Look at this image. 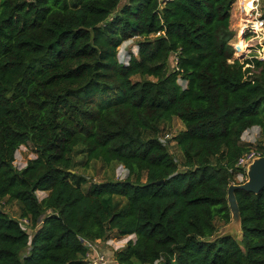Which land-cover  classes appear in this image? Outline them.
Wrapping results in <instances>:
<instances>
[{"label":"trees","instance_id":"1","mask_svg":"<svg viewBox=\"0 0 264 264\" xmlns=\"http://www.w3.org/2000/svg\"><path fill=\"white\" fill-rule=\"evenodd\" d=\"M235 1L0 0V200L19 204L0 208V264H87L111 232L134 235L120 264H264V188L235 190L240 238L216 225L245 130L264 154V57L234 56ZM174 117L180 163L160 137ZM22 145L35 156L18 169ZM78 154L127 175L84 188Z\"/></svg>","mask_w":264,"mask_h":264},{"label":"rangeland","instance_id":"2","mask_svg":"<svg viewBox=\"0 0 264 264\" xmlns=\"http://www.w3.org/2000/svg\"><path fill=\"white\" fill-rule=\"evenodd\" d=\"M253 1L251 4L244 5L242 0H236L231 8V16H230V24L231 28L235 32V36L232 38V45L235 49L234 56L240 60L244 58L252 57L253 53L257 55L261 51L260 44L264 42V38L262 36L255 37L248 32L247 27L250 24V21L258 15L261 14V6L264 4V0H256ZM125 0H121L120 5H122ZM253 8V10L251 9ZM258 10V12H257ZM138 37L130 38L124 41L118 47V54L123 55L127 51L131 50L134 51L137 48V41ZM242 43L241 52L237 55V45ZM171 61V60H170ZM170 65H173L172 61ZM153 79L152 77H150ZM133 80H139L140 77L135 75L132 77ZM179 83H183L180 79L178 80ZM183 86L185 84L183 83ZM184 128V124L176 117H174L171 122L165 123L163 130L161 131L160 137L163 138L165 134H169L170 138L165 140L167 143L169 151L175 156L177 161L180 163L182 160V152L178 148L175 143V139H173L174 135L178 133V131ZM261 139L260 130L257 126L249 128L245 130L242 134V141L245 143H250L249 148H254L257 150H261L259 147L258 140ZM264 145V141L260 142ZM34 151L30 146L22 145L20 146L15 152V158L13 164L18 169L23 167L27 161V159L34 157ZM82 155L75 156V161L77 165L75 169L81 173L82 175L86 176L88 182L84 185V188L89 186L90 181H101L105 179H122L127 175V171L120 165V164H112V165H105L100 160H92L87 165H84L82 162ZM244 177L241 178L240 176H236L235 179L232 181L233 183H239L244 181ZM39 199L46 195L45 191H37L36 192ZM0 208L7 212L11 217L18 218L19 216V204L17 201L6 202L3 198L0 200ZM231 222V219H230ZM217 225V234L222 232H228L234 235L237 238H240L241 235L238 232V228L236 225L233 224H223L220 220H216ZM27 231L31 234V228L28 227ZM130 238H134V235L119 237L115 232L110 233V238L96 240L93 243L98 247V249L102 248L103 253L111 255L114 257V253L116 250L122 248L126 241Z\"/></svg>","mask_w":264,"mask_h":264},{"label":"built area","instance_id":"3","mask_svg":"<svg viewBox=\"0 0 264 264\" xmlns=\"http://www.w3.org/2000/svg\"><path fill=\"white\" fill-rule=\"evenodd\" d=\"M256 2V0L253 1ZM253 10V8H251ZM258 12V10H257ZM247 30L251 35L258 37L262 36L264 38V19L261 17V14L258 13L256 17H254L250 24L247 27ZM264 42L260 44L261 51L258 54V57L263 58L264 57V48H263ZM167 138H170L169 134H165L163 138H161V141L165 142ZM260 155H263L261 150H257L254 148L249 149L248 151L244 152L237 160V166L242 167L244 171L246 170V167L249 163L253 161L255 157H258ZM246 174V173H245ZM241 178L244 177L246 179V175L244 176L242 173L238 174ZM19 225L22 229L27 230L30 225V220L28 217H21L18 219ZM87 245V252L85 255V259L87 261V264H120L115 259L109 257L102 251H99L98 247L93 242H86Z\"/></svg>","mask_w":264,"mask_h":264},{"label":"water","instance_id":"4","mask_svg":"<svg viewBox=\"0 0 264 264\" xmlns=\"http://www.w3.org/2000/svg\"><path fill=\"white\" fill-rule=\"evenodd\" d=\"M245 173H246V179L244 181L239 183L230 182L228 184L227 194H226V200L230 211V219H231V222L229 221V223L237 226L240 235H241V227H240L241 219H240V212L238 208L237 199L235 196V190L241 189L257 194L264 188V154L255 157L253 161L247 165ZM160 182L161 180L156 181L155 183L159 184ZM222 234L232 235L231 233L228 232L219 233V235Z\"/></svg>","mask_w":264,"mask_h":264},{"label":"bare ground","instance_id":"5","mask_svg":"<svg viewBox=\"0 0 264 264\" xmlns=\"http://www.w3.org/2000/svg\"><path fill=\"white\" fill-rule=\"evenodd\" d=\"M239 1V0H238ZM244 2V5L246 4H251L252 0H242ZM241 48H242V43L237 45V55H239V53L241 52Z\"/></svg>","mask_w":264,"mask_h":264},{"label":"clouds","instance_id":"6","mask_svg":"<svg viewBox=\"0 0 264 264\" xmlns=\"http://www.w3.org/2000/svg\"><path fill=\"white\" fill-rule=\"evenodd\" d=\"M119 55V54H118ZM119 59L121 60V61H123L124 63H127L126 62V58L124 57V54L123 55H119ZM125 59V60H124Z\"/></svg>","mask_w":264,"mask_h":264},{"label":"crops","instance_id":"7","mask_svg":"<svg viewBox=\"0 0 264 264\" xmlns=\"http://www.w3.org/2000/svg\"><path fill=\"white\" fill-rule=\"evenodd\" d=\"M129 236H130V235H129ZM102 250H103L102 248L99 249V251H102ZM103 251H104V250H103ZM103 251H102V252H103ZM104 253H105V252H104ZM106 255H108L109 257H111V255H109L108 253H107ZM111 258L115 259L113 256H112Z\"/></svg>","mask_w":264,"mask_h":264}]
</instances>
